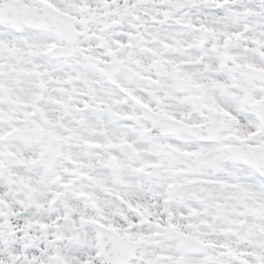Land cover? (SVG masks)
I'll list each match as a JSON object with an SVG mask.
<instances>
[{
    "label": "snow or ice",
    "instance_id": "1",
    "mask_svg": "<svg viewBox=\"0 0 264 264\" xmlns=\"http://www.w3.org/2000/svg\"><path fill=\"white\" fill-rule=\"evenodd\" d=\"M0 264H264V0H0Z\"/></svg>",
    "mask_w": 264,
    "mask_h": 264
}]
</instances>
